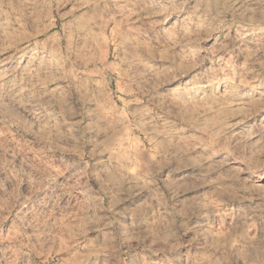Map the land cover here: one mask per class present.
Returning <instances> with one entry per match:
<instances>
[{"label": "rangeland", "instance_id": "rangeland-1", "mask_svg": "<svg viewBox=\"0 0 264 264\" xmlns=\"http://www.w3.org/2000/svg\"><path fill=\"white\" fill-rule=\"evenodd\" d=\"M156 6L0 0V264H264V24L212 50L215 93L162 114L142 82Z\"/></svg>", "mask_w": 264, "mask_h": 264}, {"label": "clouds", "instance_id": "clouds-1", "mask_svg": "<svg viewBox=\"0 0 264 264\" xmlns=\"http://www.w3.org/2000/svg\"><path fill=\"white\" fill-rule=\"evenodd\" d=\"M173 13L182 15H178L171 25L155 27L165 25ZM148 17L160 18L151 19V25H146L153 32V35L146 39L149 44L155 41V45L145 57L147 63L143 68V91L153 108L158 109L160 113L178 114L182 106L172 104L173 93L188 98L210 95L218 90L217 81L211 76L215 57L210 53L212 50L219 52L224 47L242 48L248 42L246 37L252 33L242 32L241 29L249 23L264 24V0H164V3L157 0L156 8L149 10ZM218 30L221 34L214 35ZM161 40L165 41L166 47L160 45ZM205 40L211 42L201 46V42ZM177 45L181 47L183 58L173 54L168 57L170 63L153 66V61L160 59L161 50L172 52ZM224 54L227 55V52ZM206 61L209 63L204 66ZM197 67H200V71L193 72L188 80L161 91L168 80ZM17 96L19 93H5L7 105L20 104ZM257 135H264V124L257 129ZM134 204L135 202L129 207ZM14 207L15 201L11 198L0 201V217L6 219L7 215L12 214ZM26 207L27 205H23L19 208L14 220V224L21 228L30 226ZM246 264L249 262L246 261Z\"/></svg>", "mask_w": 264, "mask_h": 264}]
</instances>
